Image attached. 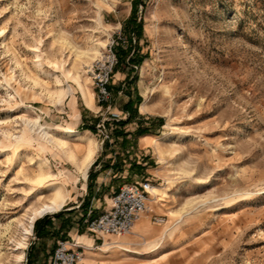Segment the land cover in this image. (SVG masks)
<instances>
[{
    "label": "rangeland",
    "instance_id": "obj_1",
    "mask_svg": "<svg viewBox=\"0 0 264 264\" xmlns=\"http://www.w3.org/2000/svg\"><path fill=\"white\" fill-rule=\"evenodd\" d=\"M112 39L111 97L100 106L90 71ZM96 42L102 56L86 67L79 53ZM67 70L97 106L80 121L70 97L83 114L86 106ZM55 75L73 87L61 104L47 96ZM107 104L121 119L105 121L104 139L96 124L109 117ZM26 118L51 133L69 126L92 134L109 185L93 194L91 169L87 188L81 178L75 185V166ZM39 160L50 179L68 182V199L34 221L23 264H48L57 241L77 234L94 240L97 264H264V0H0V264L36 194H48L34 180ZM143 178L152 200L136 222H148L140 243L129 246L138 252H103L87 221L119 186ZM111 237L104 241L121 236Z\"/></svg>",
    "mask_w": 264,
    "mask_h": 264
},
{
    "label": "bare ground",
    "instance_id": "obj_2",
    "mask_svg": "<svg viewBox=\"0 0 264 264\" xmlns=\"http://www.w3.org/2000/svg\"><path fill=\"white\" fill-rule=\"evenodd\" d=\"M104 3L108 4L107 2ZM103 45H104L103 43L96 42L86 50L80 51L79 56H83L85 58L83 59L84 60L83 62L85 63L86 67L87 66L90 67V62H88V60L93 61L96 60L98 56H102V52L100 51V48ZM34 52H35V61H34L35 65L40 68L42 66V62L40 60L38 49H35ZM63 75L65 78L70 77L76 83L77 87L80 90L81 100L83 104L91 110H96L97 106L94 104L92 91L87 88L85 89V87L78 80L77 74L71 72L70 70H67ZM54 80L56 83V88L52 92L48 91L47 96L52 98L55 103L61 104L63 102V99L67 95L72 94L73 87L68 83H64L63 78L58 75L54 76ZM74 100L75 98L72 95L70 97L71 106H74V102H75ZM24 124L29 128L30 131L34 132L35 130H37L41 138L48 139L49 141L53 142L56 146H58L64 157L75 166L76 173L82 176L83 178L86 177L88 168L92 164V161L98 149V144L95 141V139L92 137V134H84L79 130L71 128L69 126H62L60 131L56 133H51L50 130L48 129L49 126L47 124L40 125L37 119L35 118L24 119ZM166 137H168V135H166L164 138ZM69 141L70 142L74 141V143L77 145H72L71 143H69ZM156 145H157L156 149H159V144L157 143ZM3 153L5 154L6 151H4ZM17 153L18 152L15 153L16 156ZM44 165L46 167V161L39 160V164H38L39 171L36 174L37 176L35 177L34 180L35 182L40 184L47 183L45 184L44 188H47L48 194L46 196H42L39 193L36 194V197L39 200L38 205L33 206L29 210L23 222H19V235H18L19 237L15 240L12 239L13 246L9 249L10 254L5 256L6 258L9 257V259H7L8 262L7 263L1 262V264H23L24 248L26 247L28 238L32 233L34 221L37 218L44 216L45 214L58 212L65 206L67 202L68 194L66 190H67L68 182L64 178L60 179L59 181H55L56 180L55 178L50 179L49 177L51 175L50 173H47L44 170L43 167ZM72 182L75 184L74 179H72ZM163 191L164 190L162 189V192ZM151 200L152 198L150 192L149 202H151ZM142 215L143 213L140 214L139 218L134 222V225L142 217ZM176 219L179 220L182 219L181 214H179L176 217ZM147 223H148L147 221H141L138 227L137 224L135 226L133 225V227L131 228L128 234L119 237L115 241L105 239L103 245L97 248L105 252L108 248H110V246H116L126 252H138V250L129 246L137 245L140 243L138 239L139 237H141V233L146 229ZM170 229L171 227L167 230L169 231ZM162 239H164L163 234L159 237L158 241L152 244L153 245L152 247L154 249L158 248L160 245L159 240ZM77 242L83 247V251L85 250L83 252V264H97L98 262L95 261L94 256L93 258L89 257V254H95L94 252L90 251L92 245L89 242H82V241H77Z\"/></svg>",
    "mask_w": 264,
    "mask_h": 264
},
{
    "label": "built area",
    "instance_id": "obj_3",
    "mask_svg": "<svg viewBox=\"0 0 264 264\" xmlns=\"http://www.w3.org/2000/svg\"><path fill=\"white\" fill-rule=\"evenodd\" d=\"M117 43L113 39L107 43L104 56L96 60L90 71L96 90V100L100 106L109 102L111 97L109 83L111 73L117 62L114 53ZM108 107L109 104L106 105V108ZM120 119L119 112H111L107 120L96 124L104 139L109 138L105 121H119ZM151 185V180L143 178L119 186L109 199V207L87 221L88 231L96 237L103 234L115 236L128 234L140 214L149 209ZM158 220L159 223L163 221L162 218ZM48 264H83V247L73 238L59 240L52 251Z\"/></svg>",
    "mask_w": 264,
    "mask_h": 264
},
{
    "label": "crops",
    "instance_id": "obj_4",
    "mask_svg": "<svg viewBox=\"0 0 264 264\" xmlns=\"http://www.w3.org/2000/svg\"><path fill=\"white\" fill-rule=\"evenodd\" d=\"M75 102H74V108H70L69 106H68V109H69V111L71 112V113H76V117H74V119L76 120V121H80V120H83V118H84V116H85V112L86 111H88V110H91V109H89V108H87V107H85V108H83L82 110L84 111V114L81 112V110L79 109V106H78V101H77V98H75V100H74ZM142 104H143V102H142ZM141 104V105H142ZM140 105V106H141ZM140 109H141V107H140ZM92 111V110H91ZM115 111H119L117 108H112V106L109 104V107L108 108H106V112L109 114V113H111V112H115ZM139 111H141V110H139ZM146 111V110H145ZM141 112H144V111H141ZM85 121V120H84ZM142 141H144V142H147V140H146V137H143L142 139H141ZM96 155V154H95ZM95 157V156H94ZM97 157V156H96ZM99 162H100V160L99 159H96V158H94L93 159V161H92V164L90 165V167L88 168V170L90 171V169H91V171H92V174L94 173L95 174V178H94V180H93V185H92V189H93V194H95V195H98L97 193H98V191H100V189L101 188H103V187H106V186H108L109 185V180H108V178H102V177H100L101 176V174H102V171L100 170V166H102L101 164H99ZM93 174V175H94ZM114 176V175H113ZM112 176V177H113ZM79 178H81L82 179V190H85V188H87V184H88V171H87V175H86V177L85 178H83L82 176H75L74 177V182H75V185H76V182L78 181V179ZM118 189V188H117ZM116 189V190H117ZM115 190V191H116ZM114 192V191H113ZM96 197V196H95ZM95 197H93L94 199H95ZM107 201H108V199H107ZM110 201V200H109ZM109 205H110V202H109ZM109 206H107V208H108ZM159 221V220H158ZM150 229V231H151V229H152V226L149 228ZM148 233H150V232H148ZM104 235H107V237L108 238H112L111 236H115V235H110V234H103L102 236H103V243H104ZM77 237L78 238H82L83 240H85V241H88V242H90L91 243V245L92 246H94V240L91 238V237H88V236H85V235H79V234H77V235H75V239H77ZM78 240V239H77ZM103 243H102V245H103ZM85 251V250H84ZM83 251V252H84ZM109 251H107L106 253H108ZM101 264H103V263H101Z\"/></svg>",
    "mask_w": 264,
    "mask_h": 264
},
{
    "label": "trees",
    "instance_id": "obj_5",
    "mask_svg": "<svg viewBox=\"0 0 264 264\" xmlns=\"http://www.w3.org/2000/svg\"><path fill=\"white\" fill-rule=\"evenodd\" d=\"M133 13H134V9H133V11H132V15H131V17H130V19H129V30H131V32H133V33H135V31L137 30V29H139V27H140V22L139 23H137L136 24V20H135V17H134V15H133ZM89 176H90V173H89ZM85 205V199H84V201L81 203V206H84ZM36 222V221H35ZM34 222V223H35Z\"/></svg>",
    "mask_w": 264,
    "mask_h": 264
}]
</instances>
